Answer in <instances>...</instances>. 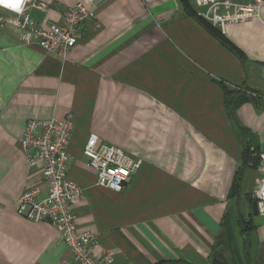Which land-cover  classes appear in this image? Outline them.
<instances>
[{
  "label": "crops",
  "instance_id": "obj_1",
  "mask_svg": "<svg viewBox=\"0 0 264 264\" xmlns=\"http://www.w3.org/2000/svg\"><path fill=\"white\" fill-rule=\"evenodd\" d=\"M77 1L32 0L28 12L38 23L57 22ZM95 4L65 56L21 42L15 13L0 7V264H77L51 223L16 209L31 186L46 197L40 170L21 150L26 122L68 116L75 123L68 175L84 190L73 206L79 230L96 237V257L264 264V218L243 231L230 195L244 147L239 126L264 150V6L259 17L222 30L240 57L179 0ZM252 92L256 101L247 98ZM91 132L142 158L121 192L97 184L83 152ZM255 176L248 169L244 187Z\"/></svg>",
  "mask_w": 264,
  "mask_h": 264
},
{
  "label": "built area",
  "instance_id": "obj_2",
  "mask_svg": "<svg viewBox=\"0 0 264 264\" xmlns=\"http://www.w3.org/2000/svg\"><path fill=\"white\" fill-rule=\"evenodd\" d=\"M32 0H20L19 9L0 0V7L15 13L14 24L24 44H38L49 53L65 56L82 37L80 26L96 15L95 0H79L63 11L57 22L38 23L28 12ZM198 14L221 30L227 24L251 20L260 16L264 0H193ZM39 8H45L41 4ZM252 95L256 96L255 92ZM72 116L64 120L30 119L26 122L21 150L32 168H38L46 187V197L39 199L42 186H31L16 200L18 214L34 222L47 221L57 230L61 240L70 249L77 264H109L112 254L102 258L94 255L96 237L79 230L74 204L82 201L83 188L68 175L69 146L74 133ZM84 154L97 174V184L121 192L138 172L143 160L121 147L100 142V136L91 132L86 140ZM255 179L254 197L260 215L264 218V150Z\"/></svg>",
  "mask_w": 264,
  "mask_h": 264
},
{
  "label": "trees",
  "instance_id": "obj_3",
  "mask_svg": "<svg viewBox=\"0 0 264 264\" xmlns=\"http://www.w3.org/2000/svg\"><path fill=\"white\" fill-rule=\"evenodd\" d=\"M181 5L183 6L186 13L194 18L200 25H202L212 36H214L219 42H221L224 46H226L229 50H231L233 53H235L238 56H242V53L240 50L232 44L225 36V34L222 32L221 29L214 27L210 22L204 20L197 12V10L194 7L193 0H179ZM259 95V94H258ZM258 95L256 97L252 94L247 95V98L253 101L257 100ZM237 109V106L232 107V111H235ZM239 135L242 136L244 140V147L241 157V162L239 169L237 170L235 177H234V183L231 189L230 195L232 198L236 200L237 203L240 205V198L242 196V186L245 179L246 171L248 169H254L257 173V168L260 164V149L257 145L252 144L251 142H248V129L244 126H239ZM256 179V177H255ZM248 201L249 205V212L248 214L240 215L242 217V230L243 231H249L251 229V223H253V219L255 218V215L252 212V201L256 199L253 196L245 195ZM255 225V224H254ZM246 236H249L248 232H244Z\"/></svg>",
  "mask_w": 264,
  "mask_h": 264
},
{
  "label": "rangeland",
  "instance_id": "obj_4",
  "mask_svg": "<svg viewBox=\"0 0 264 264\" xmlns=\"http://www.w3.org/2000/svg\"><path fill=\"white\" fill-rule=\"evenodd\" d=\"M255 177H257V173H256V176ZM245 181H246V178L244 179V182H243V186H242V196L240 198V205H239L241 215L244 214V210H246V209H247V211H246L245 214L247 215L248 212H249V205H248L247 198H245L246 197L245 195L253 196L254 195V190H255V185H253V183L250 186L244 187ZM257 217L259 219H261L260 216H257Z\"/></svg>",
  "mask_w": 264,
  "mask_h": 264
},
{
  "label": "water",
  "instance_id": "obj_5",
  "mask_svg": "<svg viewBox=\"0 0 264 264\" xmlns=\"http://www.w3.org/2000/svg\"><path fill=\"white\" fill-rule=\"evenodd\" d=\"M252 212L255 216H259V208H258V202L256 199L252 201Z\"/></svg>",
  "mask_w": 264,
  "mask_h": 264
},
{
  "label": "clouds",
  "instance_id": "obj_6",
  "mask_svg": "<svg viewBox=\"0 0 264 264\" xmlns=\"http://www.w3.org/2000/svg\"><path fill=\"white\" fill-rule=\"evenodd\" d=\"M11 8L19 9L20 0H6Z\"/></svg>",
  "mask_w": 264,
  "mask_h": 264
}]
</instances>
